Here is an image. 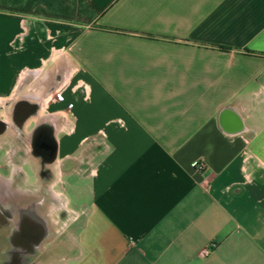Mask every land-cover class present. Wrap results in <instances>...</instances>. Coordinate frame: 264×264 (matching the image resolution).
I'll return each instance as SVG.
<instances>
[{"label":"crops","instance_id":"obj_1","mask_svg":"<svg viewBox=\"0 0 264 264\" xmlns=\"http://www.w3.org/2000/svg\"><path fill=\"white\" fill-rule=\"evenodd\" d=\"M6 202L45 264H264V0H0Z\"/></svg>","mask_w":264,"mask_h":264},{"label":"flooded vegetation","instance_id":"obj_2","mask_svg":"<svg viewBox=\"0 0 264 264\" xmlns=\"http://www.w3.org/2000/svg\"><path fill=\"white\" fill-rule=\"evenodd\" d=\"M47 236L29 207L15 212L12 202H6L0 210V264H42Z\"/></svg>","mask_w":264,"mask_h":264},{"label":"built area","instance_id":"obj_3","mask_svg":"<svg viewBox=\"0 0 264 264\" xmlns=\"http://www.w3.org/2000/svg\"><path fill=\"white\" fill-rule=\"evenodd\" d=\"M57 98L58 100H64V96L61 94V93H58L57 94ZM194 166L198 169V170H202L203 166L200 162H195L194 163ZM212 248L213 246H209L207 248H204L202 249L200 252H199V255L203 258H206L207 256L210 255V253L212 252Z\"/></svg>","mask_w":264,"mask_h":264},{"label":"rangeland","instance_id":"obj_4","mask_svg":"<svg viewBox=\"0 0 264 264\" xmlns=\"http://www.w3.org/2000/svg\"><path fill=\"white\" fill-rule=\"evenodd\" d=\"M42 264H45V262H42Z\"/></svg>","mask_w":264,"mask_h":264}]
</instances>
